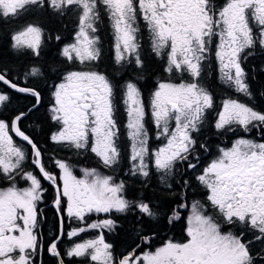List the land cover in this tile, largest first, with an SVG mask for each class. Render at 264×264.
Returning <instances> with one entry per match:
<instances>
[{
    "label": "snow or ice",
    "instance_id": "6c2138e0",
    "mask_svg": "<svg viewBox=\"0 0 264 264\" xmlns=\"http://www.w3.org/2000/svg\"><path fill=\"white\" fill-rule=\"evenodd\" d=\"M65 21L73 25L72 41L51 62L28 67L23 81L0 56V184L8 185L0 188V264H37L41 250L60 264L63 256L84 264H264V139L240 136L230 146L217 144L202 163L213 147L204 140L211 130L264 133V112L231 95L217 104L209 81L215 61L226 92L253 97L246 61L264 53V0H0V26L10 29L7 44L18 56L40 58L50 41L63 39L51 25L67 28ZM102 24L112 36L116 67H103ZM145 36L171 77L147 97L139 83L152 74L142 55ZM49 80L47 119L55 131L47 142L94 154L112 173L127 167L133 184L147 188L155 178L159 194H138L127 180L94 167L81 169L78 178L67 160L49 158L59 177L47 167L45 149L26 121L44 105L38 82ZM21 96L30 104L14 107ZM149 122L161 141L155 150ZM41 177L54 189L59 216L57 235L46 246ZM20 181L28 186L19 187ZM194 188L204 190L203 200L193 199ZM177 191L179 198L169 200ZM101 213L104 219L88 222ZM117 215L131 221L125 253L114 252L103 234L122 227ZM66 219L77 222L67 233ZM182 219L183 237L157 246L161 231ZM97 229L96 238L73 240ZM65 237L72 243L62 253Z\"/></svg>",
    "mask_w": 264,
    "mask_h": 264
},
{
    "label": "trees",
    "instance_id": "16d2710c",
    "mask_svg": "<svg viewBox=\"0 0 264 264\" xmlns=\"http://www.w3.org/2000/svg\"><path fill=\"white\" fill-rule=\"evenodd\" d=\"M38 13L36 14V17L38 18ZM65 23L68 24L67 30H65L64 27H62L60 24L51 25V27L55 28L59 33L63 36V39L56 43L54 41H50L48 44V48L46 49L45 53L40 57H33L31 55L26 56H18L15 52H13L7 44V35L6 33L10 31L6 26H0V36L3 37V39H0V56L3 57L5 63H7L13 70L14 73L20 74L19 80L23 81L22 73L28 70V67L32 65L39 66L43 64L44 62H51L54 58L58 57V50L59 48L69 41V37H72L73 32V25L70 21H65ZM104 37V36H103ZM102 37V38H103ZM108 40L107 38H103V67H109L114 66L112 64V58H113V52L110 51L108 48ZM107 48L109 50H107ZM143 57L147 60L150 68L152 69V74L148 76L147 79H142L139 81L142 90L145 92V96L147 97L148 94L155 88L156 84L165 79H171V77L168 76V74L164 71L165 63L160 58L156 57L155 54H152L150 52H147L145 50H142ZM246 67L249 70L250 78H251V86L253 91V97L251 99L245 98L243 96H239L238 94L226 92L224 89V85L221 84L219 80V74L218 70H216V67L212 63V71L209 74V81L214 84V92L216 97V103L219 104L224 98H227V96L231 95L233 98H239L242 102L248 103L251 106H253L257 111L264 112V53H257L253 57H250L248 61H246ZM103 70V69H101ZM117 79L122 78V73L116 72L114 73ZM29 84H31V81H29ZM38 86L41 88L43 94H44V105L41 107L40 111L35 114L31 118V120L26 121V127L27 130L30 133L35 134L36 139L40 142V147L45 149V160L48 161L47 167L54 171L57 176L59 177V169H56L54 165L50 162L49 158H58L62 160H67V162L72 166H82L84 167H94L97 168L101 173L105 175H116L118 179H125L128 181L129 185L133 188L135 192L138 194H143L147 192L149 195L153 194H159L161 192L162 186L158 183V181L153 178L148 187L145 188L142 186L141 183L133 184V180L135 178H132V180H128L127 173L128 168L123 167V172L121 173V170L118 168L115 173H112L111 170L105 169L99 162V160L94 156V154H88L87 156L84 155H77L74 151H69L67 149L60 150L57 146L52 145L50 142H47V134L50 131H55V125H53L50 121L47 119L46 110L48 105V100L51 98L49 89L51 87V81L48 82H38ZM123 85H121L122 87ZM19 96L20 94H14ZM26 104H30V98H24L20 97L18 100L14 101V107L15 106H23ZM37 120H42V126L40 124H37ZM121 124L123 125L126 122V117L121 114L120 117ZM148 128L150 131V134L153 136L154 129L152 124L148 123ZM123 130V129H122ZM214 130L209 131L205 136L204 140H207L209 142H214L211 152L207 155L202 157V163H206L208 160L212 158V154L216 151V145L224 146L229 145L231 140L235 138V136L231 135L230 133L226 135H219V134H213ZM246 136V135H243ZM247 136L255 139V140H261L264 139V133H261L259 129H254L251 132L247 133ZM246 136V137H247ZM203 142V141H202ZM128 144V141L122 137L121 138V147L126 152V145ZM150 146H152V140L150 141ZM30 151V149H27ZM36 174L40 176L38 170L36 171ZM158 175V174H157ZM41 183L42 186L47 189V191L44 193V201L39 205V209L41 212V218H42V210L46 207L52 206L54 203V197L55 192L53 187L43 180L41 177ZM190 183L196 184V181L194 177L191 179ZM8 185L6 183L0 184V187H7ZM19 187H24V181H20L18 184ZM193 199H200L203 200L204 197V190L194 188L191 193ZM179 198V191H177L176 196H170L169 200H174ZM105 218V214H93L88 218V222H95L100 221ZM116 219L121 224V228L118 229L116 232H108L107 230L104 231V238L106 242L112 243L114 245V252L116 253H125L129 247H130V241L128 232L126 229L130 226L131 221L126 220L122 217L116 216ZM59 223V218L56 210L54 208H50L47 211L44 212V225L42 227V235H43V246H46L47 241L51 240L54 235H57V226ZM77 227V222L72 220H65V223L63 225V231L67 233L68 231H71V229ZM185 227V221L182 219L181 221L177 222V224L174 227L165 228L161 231L160 236L156 238L155 244L157 246L162 243V240L167 237H173L175 239H181L184 235L183 229ZM41 233V229H40ZM95 234L100 235V230H91L85 233H82V236H91ZM69 241L66 237L63 240V242L59 245L61 248L62 253L65 252V242ZM65 264H84V261L82 258H75V257H62ZM39 260V255L37 257V264ZM41 264H58V258L51 257L48 255L46 250H42V258H41Z\"/></svg>",
    "mask_w": 264,
    "mask_h": 264
},
{
    "label": "rangeland",
    "instance_id": "374dc122",
    "mask_svg": "<svg viewBox=\"0 0 264 264\" xmlns=\"http://www.w3.org/2000/svg\"><path fill=\"white\" fill-rule=\"evenodd\" d=\"M72 41V40H71ZM70 41V42H71ZM114 55V54H113ZM213 64H214V66L216 67V70H218V65L216 64V62L215 61H213ZM218 74H219V72H218ZM175 82V81H174ZM50 92V91H49ZM50 96H51V94H50ZM45 114H47V110H46V113ZM153 126V129H154V125H152ZM240 136H243V135H240ZM240 136H235V137H237V138H239ZM245 138H248V137H246V136H244ZM237 138H234V139H237ZM233 139V140H234ZM161 144V141H158V140H156L155 139V129H154V134H153V139H152V146H150L153 150H155V148L156 147H158L159 145ZM229 146H230V143H229ZM72 167V166H71ZM73 168V170H74V174L78 177V178H80V177H82V175H83V173H82V171H81V169H83V168H88V167H84V165H82V166H76V167H72ZM99 171V170H98ZM100 172V171H99ZM103 174V173H102ZM105 175V174H104ZM24 187H26V186H28L27 185V183L26 182H24ZM72 230V229H71ZM99 235H95V234H93V235H91V236H82V235H80L79 237H75V238H73V240L75 241V242H81V241H83V240H86V239H92V238H96V237H98ZM65 242V247H64V250H65V252L69 249V247H70V245H71V243H72V241H64Z\"/></svg>",
    "mask_w": 264,
    "mask_h": 264
},
{
    "label": "flooded vegetation",
    "instance_id": "af4514ba",
    "mask_svg": "<svg viewBox=\"0 0 264 264\" xmlns=\"http://www.w3.org/2000/svg\"><path fill=\"white\" fill-rule=\"evenodd\" d=\"M65 30H67V28H65ZM99 35H100V37H101V41H102V53H103V48H105V47H103V38H107V40H108V43H109V45H108V48L110 49V51H112L113 52V54H114V51H113V47H112V43H113V41H112V36H111V34H110V31L108 30V28H107V26L106 25H104V24H102L101 25V31L98 33ZM104 36V37H103ZM103 37V38H102ZM72 38L73 37H69V41H67L66 43H68V42H70L71 40H72ZM142 44H143V48H142V50H145V51H147V52H150V53H152L151 52V50H150V47H149V44H148V41H147V37L145 36L144 37V39L142 40ZM107 48V50H109ZM152 54H154V53H152ZM103 55V54H102ZM249 133V132H248ZM231 135H233V136H240V135H246L247 136V133H245V132H243L242 130H240V129H237V131L235 132V133H230ZM248 137V136H247ZM235 138H237V137H235ZM248 139H252V138H250V137H248ZM0 188H2V187H0Z\"/></svg>",
    "mask_w": 264,
    "mask_h": 264
},
{
    "label": "water",
    "instance_id": "95a60500",
    "mask_svg": "<svg viewBox=\"0 0 264 264\" xmlns=\"http://www.w3.org/2000/svg\"><path fill=\"white\" fill-rule=\"evenodd\" d=\"M45 181H46V180H45ZM46 182H47V181H46ZM50 208H54V209H55L54 203H53L52 206L46 207L45 209L42 210V218H41V225H40V229H41V244H42V246H43L42 227H43V225H44V212L47 211V210L50 209ZM55 210H56V209H55ZM56 212H57V211H56ZM57 214H58V213H57ZM58 218H59V216H58ZM58 247H59V245H58ZM41 258H42V250H41V252H40V254H39L38 264H41ZM60 261H61V258H58V264H60ZM63 264H65L64 261H63Z\"/></svg>",
    "mask_w": 264,
    "mask_h": 264
}]
</instances>
